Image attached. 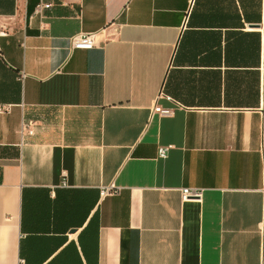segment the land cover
Instances as JSON below:
<instances>
[{"label": "crops", "instance_id": "1", "mask_svg": "<svg viewBox=\"0 0 264 264\" xmlns=\"http://www.w3.org/2000/svg\"><path fill=\"white\" fill-rule=\"evenodd\" d=\"M40 1L0 0V264H264V0Z\"/></svg>", "mask_w": 264, "mask_h": 264}, {"label": "built area", "instance_id": "2", "mask_svg": "<svg viewBox=\"0 0 264 264\" xmlns=\"http://www.w3.org/2000/svg\"><path fill=\"white\" fill-rule=\"evenodd\" d=\"M54 6L51 2H45L41 0L39 4H37L35 8V14L43 15L46 9H52ZM113 27L116 32H119V24L116 22H112L109 25ZM106 30V29H104ZM3 34V32H0ZM97 40V32H80L70 37V46L71 48H80V49H92L96 46ZM25 76V73H22V77ZM262 83L264 85V69H263V77ZM10 109L8 105H1L0 104V112H7ZM153 112L159 113L162 116H168L173 114V109L170 107H164L160 104H156L153 107ZM27 130L28 132H33L30 129V125L25 123L24 124V131ZM172 146H159L158 149V156L160 158H166L168 156V151ZM119 191L114 185L104 186L101 188V197H105L107 195L117 193ZM181 198L183 201L191 200V199H201L204 193V188L200 187H183L180 190Z\"/></svg>", "mask_w": 264, "mask_h": 264}]
</instances>
